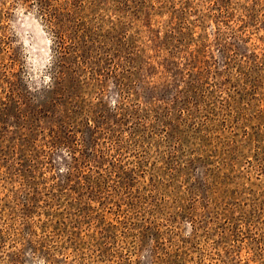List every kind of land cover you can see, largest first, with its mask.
Wrapping results in <instances>:
<instances>
[{
  "label": "rangeland",
  "instance_id": "rangeland-1",
  "mask_svg": "<svg viewBox=\"0 0 264 264\" xmlns=\"http://www.w3.org/2000/svg\"><path fill=\"white\" fill-rule=\"evenodd\" d=\"M0 264H264V0H0Z\"/></svg>",
  "mask_w": 264,
  "mask_h": 264
},
{
  "label": "trees",
  "instance_id": "trees-1",
  "mask_svg": "<svg viewBox=\"0 0 264 264\" xmlns=\"http://www.w3.org/2000/svg\"><path fill=\"white\" fill-rule=\"evenodd\" d=\"M59 49H60V52H61V50L63 51V53H64V51H65V48H64V46H59ZM130 75H132V73H129ZM122 92H125L126 94H127V91H126V89L124 88V90H122ZM184 111H187V110H184ZM182 113H183V111H182ZM89 120H88V124H89ZM67 128H72V126L71 125H68L67 126ZM96 128L97 127H95V130H96ZM101 130H98L97 129V132L98 133H101L102 135H105L106 137V139H109L110 138V136H111V132H109V131H105V132H100ZM51 132L52 133H54L55 131L54 130H51ZM76 142L75 143H73V146H71L72 147V149L74 150V151H76V152H74V154L75 153H81V148H82V143L78 140V139H76L75 140ZM116 141V140H115ZM113 142V141H112ZM125 142V141H124ZM114 143V142H113ZM115 143H118V144H122V141H121V138H119V139H117V142H115ZM66 145V144H65ZM70 146H68V148H69ZM141 153V152H140ZM140 153H138V154H140ZM121 154H119V156H120ZM141 156V155H140ZM72 158H74V156H72ZM116 160V161H115ZM114 160V163H113V165L115 166L117 163H115V162H117V161H119V159H115ZM90 163H86L85 165H84V167H87L88 169H90V167H88V165H89ZM105 171V174H108V173H111V171H108V170H104ZM70 172H68V174H69ZM115 173V172H114ZM71 174V173H70ZM97 174H99L100 175V173L99 172H97ZM81 183V182H80Z\"/></svg>",
  "mask_w": 264,
  "mask_h": 264
}]
</instances>
